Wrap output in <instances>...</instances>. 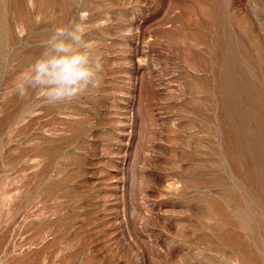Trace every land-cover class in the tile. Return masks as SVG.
<instances>
[{"label":"rangeland","instance_id":"rangeland-1","mask_svg":"<svg viewBox=\"0 0 264 264\" xmlns=\"http://www.w3.org/2000/svg\"><path fill=\"white\" fill-rule=\"evenodd\" d=\"M80 11L100 87L10 93ZM0 264H264V0H0Z\"/></svg>","mask_w":264,"mask_h":264},{"label":"clouds","instance_id":"clouds-1","mask_svg":"<svg viewBox=\"0 0 264 264\" xmlns=\"http://www.w3.org/2000/svg\"><path fill=\"white\" fill-rule=\"evenodd\" d=\"M80 11L69 25L55 27L42 52L13 82L10 93L25 97L35 92L48 105L71 103L89 89L100 87L101 57L87 36L93 25Z\"/></svg>","mask_w":264,"mask_h":264}]
</instances>
